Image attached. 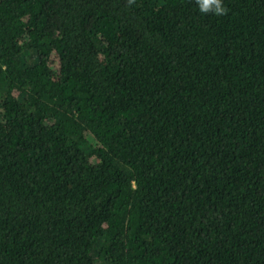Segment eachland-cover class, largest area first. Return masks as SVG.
I'll return each instance as SVG.
<instances>
[{
  "label": "trees",
  "instance_id": "trees-1",
  "mask_svg": "<svg viewBox=\"0 0 264 264\" xmlns=\"http://www.w3.org/2000/svg\"><path fill=\"white\" fill-rule=\"evenodd\" d=\"M0 0V264H264V0Z\"/></svg>",
  "mask_w": 264,
  "mask_h": 264
},
{
  "label": "clouds",
  "instance_id": "clouds-1",
  "mask_svg": "<svg viewBox=\"0 0 264 264\" xmlns=\"http://www.w3.org/2000/svg\"><path fill=\"white\" fill-rule=\"evenodd\" d=\"M196 3L202 13L214 12L219 15L226 12L223 0H196Z\"/></svg>",
  "mask_w": 264,
  "mask_h": 264
}]
</instances>
